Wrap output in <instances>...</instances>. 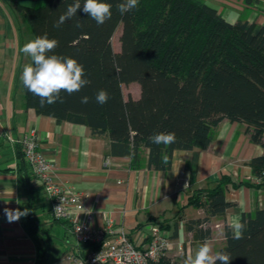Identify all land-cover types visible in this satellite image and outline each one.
I'll use <instances>...</instances> for the list:
<instances>
[{
	"label": "trees",
	"instance_id": "obj_1",
	"mask_svg": "<svg viewBox=\"0 0 264 264\" xmlns=\"http://www.w3.org/2000/svg\"><path fill=\"white\" fill-rule=\"evenodd\" d=\"M102 2L112 5L111 19L103 25L81 9L56 27L74 0H40L35 8H20L35 38L46 34L58 41L49 55L75 59L90 81L71 95L62 91V102L43 106L24 87L29 109L59 123L86 126L94 137L108 136L112 154L129 156L135 168L140 166L141 152L148 150L150 169L170 171L175 152L198 155L208 150L226 120L245 125L251 142L264 149V23H231L204 0H139L135 9L123 15L117 8L123 0ZM258 3L245 0L249 7ZM119 27L121 51L116 52L113 39ZM135 83L140 86V99H126L123 86ZM101 89L109 95L103 105L96 101ZM85 96L88 103L81 102ZM160 132H174L175 143L156 145L149 140ZM249 165L259 185L223 177L215 188L189 198V206L206 212L204 218L190 220L186 226L200 246L212 239L211 218L236 207L227 201L228 186L264 189V154ZM21 172L19 188L27 198L21 212L28 210L21 220L38 251L35 264H53V237L44 233L34 212L42 194L34 183L38 177L26 159ZM241 222L246 223L243 237L234 239L231 227L226 226V245L220 252L230 255V264H264V209L243 213ZM152 223L166 229L163 222ZM184 261L164 256L151 264Z\"/></svg>",
	"mask_w": 264,
	"mask_h": 264
},
{
	"label": "crops",
	"instance_id": "obj_2",
	"mask_svg": "<svg viewBox=\"0 0 264 264\" xmlns=\"http://www.w3.org/2000/svg\"><path fill=\"white\" fill-rule=\"evenodd\" d=\"M39 1L0 0V264H35L37 259L36 245L21 218L10 223L4 211H21L27 201L25 191L19 188L26 159L21 142L32 129L38 134L41 150L56 165L58 182L84 196L81 217L93 211L96 226L112 224L115 229H124L131 242L142 247L159 226L152 223L157 220L164 223L163 231L172 241L167 257L185 260L189 254L195 255L200 241L186 226L190 220L204 218L206 212L189 206V198L215 188L223 177H231L235 183L251 181L259 185L249 163L262 156L264 149L251 142L245 125L226 120L208 150L198 155L175 152L170 171L150 169L148 150L141 152L140 166L135 168L129 156L112 154L108 136L94 137L86 126L38 115L27 107L21 81L24 66L32 63L22 48L35 35L20 8H35ZM204 1L231 23L242 19L253 22L260 16L248 8L245 0ZM34 179L36 190H42L34 212L44 233L53 237V264H74L76 259H85L90 251L75 239L73 220L53 217L45 189L38 178ZM226 198L236 207L224 216L211 218L208 225L214 254L225 247V227H230L234 217L241 218L257 207L264 209V189L230 185ZM218 244L222 245L220 249Z\"/></svg>",
	"mask_w": 264,
	"mask_h": 264
},
{
	"label": "clouds",
	"instance_id": "obj_3",
	"mask_svg": "<svg viewBox=\"0 0 264 264\" xmlns=\"http://www.w3.org/2000/svg\"><path fill=\"white\" fill-rule=\"evenodd\" d=\"M139 0H123L117 5L121 15L130 12L138 6ZM112 5L102 0H74L72 5L67 7L66 12L60 16L59 21L55 25L60 27L66 20L77 15L78 10L88 14L97 25H103L107 20L111 19ZM77 22L76 27H80ZM58 47V41L49 39L45 34L38 36L34 40L27 42L22 52L31 58L32 63L24 66L21 74V81L24 87L40 98L41 106L45 103L54 104L57 101L62 102L60 93L66 92L69 95L80 91L84 86L90 83L85 79V70L83 65L79 64L73 58L49 55ZM88 97H83L81 102L88 103ZM109 95L106 90H99L96 94L97 103L103 105L107 103ZM149 140L156 145H170L175 143L176 135L174 132H160L149 137ZM166 159V158H165ZM8 222L18 221L22 216L28 214L25 209L21 212L19 209L13 211L5 209ZM234 239H241L246 229V223L241 222V218L236 216L232 219L230 225ZM230 264L231 257L227 253H213L212 243L204 240L195 255L189 254L184 264Z\"/></svg>",
	"mask_w": 264,
	"mask_h": 264
},
{
	"label": "built area",
	"instance_id": "obj_4",
	"mask_svg": "<svg viewBox=\"0 0 264 264\" xmlns=\"http://www.w3.org/2000/svg\"><path fill=\"white\" fill-rule=\"evenodd\" d=\"M26 160L33 173L44 186L51 205V213L57 220H73L72 232L78 243L91 246L85 259L74 264H151L158 263L172 249L171 238L156 227L150 242L145 246L131 242L124 229L95 225V212L88 211L81 217L84 196L70 186L58 182L56 165L41 150L37 132L32 129L21 142Z\"/></svg>",
	"mask_w": 264,
	"mask_h": 264
},
{
	"label": "rangeland",
	"instance_id": "obj_5",
	"mask_svg": "<svg viewBox=\"0 0 264 264\" xmlns=\"http://www.w3.org/2000/svg\"><path fill=\"white\" fill-rule=\"evenodd\" d=\"M259 3L257 5L251 6L248 8H253V10L258 12V15H262L264 14V0H258ZM259 16V18H256V20H254L255 22L262 24L264 23V16H262V18ZM242 20H246V19H242ZM121 32H122V28L119 27L114 39H113V45H114V49L116 52H120L121 51V44H120V36H121ZM123 93L126 99H129V97H132L136 100L140 99V86L138 84H132V85H124L123 86ZM218 249L221 248L220 244L217 245Z\"/></svg>",
	"mask_w": 264,
	"mask_h": 264
}]
</instances>
